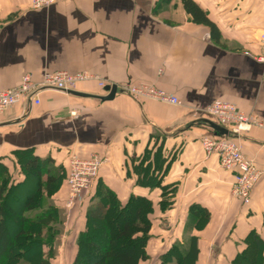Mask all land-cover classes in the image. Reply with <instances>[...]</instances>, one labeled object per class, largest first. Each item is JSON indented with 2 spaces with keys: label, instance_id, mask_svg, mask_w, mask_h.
I'll return each instance as SVG.
<instances>
[{
  "label": "crops",
  "instance_id": "obj_1",
  "mask_svg": "<svg viewBox=\"0 0 264 264\" xmlns=\"http://www.w3.org/2000/svg\"><path fill=\"white\" fill-rule=\"evenodd\" d=\"M184 1L61 0L33 9L32 0H0V90L24 75L40 82L58 71L88 72L108 85L47 90L40 105L24 102L0 114V158L8 165L15 151L29 149L57 165L71 155L106 157L89 201L106 190L122 203L151 200V236L161 253L183 242L199 208L208 222L191 228L197 264H229L250 234L264 240V130L238 136L224 126L223 133L206 110L225 101L264 122V63L255 59L264 56V0H190L207 23L196 22ZM128 85L154 86L181 104L132 97L123 91ZM223 134L261 171L249 203L232 194L234 172L203 149L205 137ZM142 168L159 182H139ZM170 186L176 193L163 211L160 193ZM218 252L223 256L208 261Z\"/></svg>",
  "mask_w": 264,
  "mask_h": 264
},
{
  "label": "trees",
  "instance_id": "obj_2",
  "mask_svg": "<svg viewBox=\"0 0 264 264\" xmlns=\"http://www.w3.org/2000/svg\"><path fill=\"white\" fill-rule=\"evenodd\" d=\"M184 5L196 22H208L203 18L202 12L190 0H185ZM10 162L20 166L21 174L24 177L21 182H19L20 180L15 181L12 178L10 167L3 161V158H0V264L9 260H13V264H20V255H16L19 249L18 242L32 234L36 239L37 250H39L34 254V264H50L49 259L54 256V253L50 251L48 254H44L42 249L47 246L45 244L50 246L47 233L49 234V228L55 222L59 212L49 202L66 184L68 167L64 164L57 165L51 157H41L34 149L15 151L14 159ZM39 167L41 171L36 174L35 188L31 189L21 207L14 210L9 204L10 196L25 185L28 180V172ZM139 175L142 178H139V182L146 181L157 184L160 179L155 175L149 176V173L143 168L142 171H139ZM163 191L162 198L165 203L161 201L160 204L166 208L165 206H170L176 189L170 186L164 188ZM130 210H133L134 218L121 225L116 235L105 232L104 237L108 236L107 246L100 249L101 256L87 263L82 261L83 252L87 249L86 237L83 236L84 240L79 242L80 250L74 264H144L148 262L150 257L147 247L151 239L152 227L150 215L154 212V204L151 200L133 196L123 205L112 191L106 190L103 191L98 202L88 209L87 217L91 227L98 231H104V225L107 223L108 215L111 212L115 211L116 214L121 215ZM197 210V214L192 217L188 226L190 229L193 226L201 228L208 222V214L199 208ZM33 211H39L40 214H37L36 218L27 215ZM9 219L16 224L15 233L8 225ZM45 230L48 231L46 234L44 233ZM244 243L245 248L235 256L231 264H238L251 250L255 251V264H264V240L252 233L245 239ZM21 255L24 260H27L24 257L26 256L24 251L21 252ZM164 256L176 257L177 264H197L200 256L198 238L190 237L186 243L170 247ZM22 264H26L25 261Z\"/></svg>",
  "mask_w": 264,
  "mask_h": 264
},
{
  "label": "built area",
  "instance_id": "obj_3",
  "mask_svg": "<svg viewBox=\"0 0 264 264\" xmlns=\"http://www.w3.org/2000/svg\"><path fill=\"white\" fill-rule=\"evenodd\" d=\"M59 1L61 0H32L31 5L33 9H43ZM260 42L264 48V31ZM248 55L251 56L250 53ZM255 59L264 63V56ZM91 81L98 83L102 89L108 86L99 76L88 72L70 73L58 71L44 75L40 82H35L30 75H24L17 86L0 90V114L24 102L40 105V95L44 91L53 90L67 93L73 91L79 84ZM123 91L135 98H149L172 105L181 104L178 97L154 86L128 85L123 87ZM206 113L217 119L221 127L226 128L224 126H227L233 135L239 136L244 132L250 131L253 127L264 130L263 121L242 112L236 105L229 102L215 101L207 108ZM202 146L208 155L217 154L220 156V164L223 169L234 172L232 194L244 203H249L252 190L261 177V171L257 168L254 161L243 153L237 140L224 135L207 136L203 139ZM107 162L108 159L106 157L98 154L86 159L77 155L70 156L66 181L69 189L67 201L69 206L74 205L78 199H83L96 181L100 169Z\"/></svg>",
  "mask_w": 264,
  "mask_h": 264
},
{
  "label": "rangeland",
  "instance_id": "obj_4",
  "mask_svg": "<svg viewBox=\"0 0 264 264\" xmlns=\"http://www.w3.org/2000/svg\"><path fill=\"white\" fill-rule=\"evenodd\" d=\"M15 164L16 163H13V162L8 163L10 170L12 171V178L15 179V181L17 180L19 181L24 176L21 174L20 166L19 165L16 166ZM65 166L68 167V164H66ZM39 171H41L40 167L37 169L30 170L27 174L28 180L25 183V185L18 192L13 193L10 196L9 204L14 210H18L21 207L25 198H27V196L29 195V192L31 191V189L35 188L36 182H37L36 174ZM163 192L164 191L160 193V197L163 196ZM85 195L83 199L81 200L78 199L74 205L69 206L67 202L68 197H69V189L67 187V189L64 188L58 195H55L52 199H50L49 203L53 204L54 207H56L59 212L56 215L55 222L49 228L50 229L49 234L47 233L48 232L47 230L44 231L45 234L47 233V235H49L48 236L49 239L47 238V240L50 246H48V244H45L47 246L44 247L42 251L44 252V254H48L50 251L54 253V256L51 259H49L50 264H74L75 259L80 250L79 242L82 239L84 240L83 236L86 237L85 244L87 246V249L85 252H83L82 261L84 263H87L88 261H91L94 258H98L102 254L100 249L102 247H106L108 243V236L104 237V233L107 232L110 235H116L121 225H123L126 222L131 221L134 218L133 210H130L129 212H125L124 214H121V215L116 214L114 211L108 215V221L104 225L105 227L104 231L95 230L93 227H91L88 221L87 211L91 206H93L95 203L98 202V200L103 195V192L102 191H100L99 193L95 192L94 197L90 201L88 198H91L92 195L90 194L88 196H85ZM126 203H122V204L125 205ZM165 207L168 208V206H165ZM161 208L163 211L166 210L164 206ZM37 214H40V212L33 211V212L28 213L27 215L28 216L30 215L31 217L36 218L38 216ZM153 215H155L156 217V214L153 212L150 215V218H152ZM8 225L13 231V233H15L17 230V227L14 221L9 219ZM188 226L186 225L185 227V230H184L185 236H184L182 243H186V241L190 238V234H192L193 232L192 229H190V227ZM152 229H153V225L151 227V230ZM53 234H55V236H53ZM150 237L151 239L147 247V251H148V255L150 259L148 262L144 264H177L176 257H170V256L165 257L164 256L165 253L169 250V248L167 249V251L161 253L156 247V243H157L156 240L158 239H154L151 236V232H150ZM35 240L36 239L32 234L30 237H25L18 242L19 249L16 255H20V258H19V262L21 261L20 264H22L24 261L26 264H34L35 262L34 254L35 252H39V250H37L38 246ZM177 244H180V242H176L172 246L177 245ZM23 251L25 252V255H26L24 257L27 260H24L23 256L21 255V252ZM218 253L219 254L217 255L207 254L208 261H209V258L211 259V257H214L215 259L216 257L219 258L223 256L222 253L220 252ZM234 259L235 257L231 259L229 264H231ZM13 263H14L13 260H9L8 262L3 263V264H13ZM212 264H215V263H212ZM238 264H255V251L251 250V252H249L243 258V260L240 261Z\"/></svg>",
  "mask_w": 264,
  "mask_h": 264
},
{
  "label": "water",
  "instance_id": "obj_5",
  "mask_svg": "<svg viewBox=\"0 0 264 264\" xmlns=\"http://www.w3.org/2000/svg\"><path fill=\"white\" fill-rule=\"evenodd\" d=\"M115 94H116V91L115 90H112V95L110 96V97H108L106 100H111V99H113L114 98V96H115ZM217 129L219 130V131H221V132H223V133H227L228 134V130L227 129H225V128H223V127H221V126H217ZM224 135V134H223Z\"/></svg>",
  "mask_w": 264,
  "mask_h": 264
}]
</instances>
